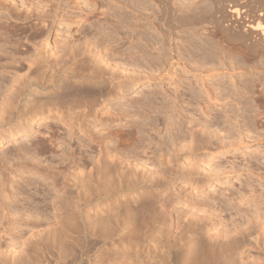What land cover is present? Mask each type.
<instances>
[{
	"label": "rangeland",
	"instance_id": "rangeland-1",
	"mask_svg": "<svg viewBox=\"0 0 264 264\" xmlns=\"http://www.w3.org/2000/svg\"><path fill=\"white\" fill-rule=\"evenodd\" d=\"M0 5V21L5 22L0 29V99L9 100L21 81L35 77L31 75L34 73L26 71L28 63L40 64L46 58L47 63L53 65L55 60L66 59L74 50L85 54V63L90 64L100 57L98 65L103 73L145 77L135 85L124 76L119 90L109 97L101 95L90 106L84 105L92 99L86 94L92 90L103 91L109 84H79L62 78L54 91L34 99L26 108L25 118L13 123L11 128L19 132L14 140L8 141L6 127L0 129V136L7 140L0 145V203L16 209L18 214L25 211L36 216L40 211L36 228L44 230L32 236L28 231L31 223L27 221L30 225L26 227L23 222L25 216L17 222L15 227H19L10 232V237L0 240V251L24 250L22 254L30 255L36 249L33 243L48 235L46 224L53 222L51 205L66 208L70 197L62 193L53 197L51 194L56 191L50 194L44 187L73 181L74 178H69L76 176L73 169L69 177L57 172L71 156L79 161L77 164L82 166L84 174L88 173L94 158L99 156L97 143L102 140L107 163L112 161L113 168L134 172L138 165L148 170L147 176L172 183L165 200L154 202L158 222H165L162 230L147 233L146 241L103 249L99 244L109 226H113L104 219L107 223L98 230L88 229L72 237L61 259L66 264L77 260L82 251L95 260L118 255L120 250H126L131 261L149 262L165 243L168 226L175 236L186 231L190 223H198L195 225L205 231L203 236H211L214 241L240 237L245 228L259 234L260 247L247 248L244 258L249 263L260 260L264 264V100L257 99L254 93L264 83V47L251 51L255 57L254 73L223 69L217 61L203 63L200 60L201 46L219 23L225 24V14L230 7L241 9L245 20L264 26V21L255 18L259 13L264 14V0H0ZM223 12L226 13L223 15ZM188 14L194 17L184 18ZM135 17L141 20L137 24ZM141 22L148 24L144 32L139 25ZM156 32L162 35V43L159 41L163 45H159L164 48L158 55L156 50H149L150 46L158 47ZM144 33L150 34L152 40L157 39L153 40L155 44L149 41L150 54L141 51L142 46L137 52L132 51L145 40L141 41L139 36ZM230 34L228 37L232 38L225 40L218 34L216 41L221 38L229 48L240 47L244 40ZM129 52L134 54L126 55ZM252 81L258 84L257 88H252ZM144 99L148 101L142 105ZM30 113L42 116L29 120ZM172 121L179 125L178 133L173 131ZM166 128L173 129L172 133H166ZM204 130L216 133L213 140L219 147H215L211 160L199 154L192 157L189 153V134L199 135ZM114 131L124 133L119 145L113 143ZM136 132L141 135L139 140ZM161 154L165 155L164 160ZM184 166L185 170H181ZM198 167L208 171L210 183L207 186L197 188L191 182L181 181L185 171ZM8 168L9 175L3 172ZM204 178H198L199 184ZM121 197L113 200L114 204L104 216L118 212L127 226L136 227L140 219L138 204ZM126 208L129 213L124 212ZM89 214L92 212L87 214L90 217L87 224L93 227V214ZM207 224L210 225L205 229ZM35 253L36 259H43L41 253ZM6 255L8 259L11 256L9 252Z\"/></svg>",
	"mask_w": 264,
	"mask_h": 264
},
{
	"label": "bare ground",
	"instance_id": "bare-ground-1",
	"mask_svg": "<svg viewBox=\"0 0 264 264\" xmlns=\"http://www.w3.org/2000/svg\"><path fill=\"white\" fill-rule=\"evenodd\" d=\"M224 13L226 12H223V15ZM192 15L193 14L191 15L188 14L183 16L184 18L187 19L189 17H194V15L193 16ZM223 15H221V17H223ZM242 15H244V13L241 9H239L238 7H230V9L227 10V14H225L226 17L224 19L225 24H223L222 22L219 23V26L217 28L218 30L215 27L216 32L215 31L213 33L211 32L212 33L211 37L210 34H208L209 38L207 39V41L204 42L205 39L202 38L203 42L206 44V47L204 46L205 44L203 46L200 45L202 47L201 49L197 43L198 45L197 47H199L202 50L200 56L202 57V59L200 58V60H202L201 62L215 63V61H217L220 64V67L223 69H231L232 71L247 70L250 73L255 72L253 70L254 63L252 62L255 59V57L253 56L251 51L252 49H256L258 47H264V26L260 25L259 23H254V21L245 20L246 18H243ZM142 16H140L141 18L139 17L141 20H142ZM227 18L229 20L226 22L225 20H227ZM255 18H257V20L264 21V14L259 13L255 15ZM140 19L136 18L137 20L136 24L139 22L138 20ZM221 21H223V19ZM4 23L5 22L0 21V29H1V25ZM146 23H149V25H151L150 22H147V20ZM146 23L139 24L142 25L143 32L147 29L146 27H148V24ZM139 29H141V26ZM149 31L152 30L148 29V32ZM148 32L146 31L145 33L148 34ZM145 33L143 34L144 36L139 35L142 37V39L141 37H138L141 39V41H143V39L145 40L142 42V44L141 42L138 43L139 45L140 44L141 45L140 46L138 45L139 46L138 48L135 49L133 48L134 50L132 51L137 52L139 48L143 47L141 51H144L145 53L148 51L150 54L149 50L152 49V50H156L155 52H157L156 54L151 50L154 53L152 54L158 55L159 54L158 51L160 52V50L163 51L162 49H164L162 48L163 46L161 47V45H163L161 44L162 43L161 38H163L161 37L162 35L156 32L157 34L156 37L158 41L157 39L155 40L156 37L153 40L157 41L158 47L155 48L156 46L154 45L155 47L154 46L153 47L155 49H153V47L151 48L150 46L151 43L149 44V41L152 40L151 37H149L150 34L146 35ZM230 33H233L234 35H236V37H240L239 39H243L244 42L242 41V45L243 43L245 45L246 43H248L247 46L243 47L241 45L242 47L240 46L234 48H229L228 46H225L223 44L224 43L223 40L221 41V38L224 40L231 39L232 37L231 38L230 36L228 37ZM218 34L221 35V38H219L220 41H218L219 39L216 41V38L220 37V36L218 37L216 36ZM186 39L187 38H185V40ZM153 40L150 41L152 42V44L154 43ZM159 40L161 41V43ZM185 42L186 41H184V43ZM187 42L190 41L187 40ZM193 42L194 40L192 41V43ZM166 43L167 45H170V43L168 42ZM148 45L150 46V48ZM183 46L185 45L183 44ZM243 48L246 50H244ZM192 49H194V47H192ZM141 51H139V54L142 53ZM132 53L129 52L126 55H131ZM161 54L162 52L160 53V56ZM143 56H145V54L142 55L141 58L142 61L145 60V59L143 60ZM61 58L55 60L56 62L54 63L55 66L54 64L50 65V63H47L48 61H46V58H44L40 64L38 63L39 65L28 63L26 67L27 69L26 71L27 72L29 71V73L30 72L34 73V74L30 73L31 75H35V77L30 76V78L34 77L33 80L30 78L28 79L26 78V80L21 81L17 92H15L13 97H11L9 100L0 99V129L4 127L7 128L6 130L8 131L7 132L8 134L6 137L9 138L8 141L11 142V140H14L17 133H19L14 126H13L14 128H11L13 123L17 120L19 121L20 119L25 118L26 108L33 103L34 99H36V97L43 98L47 93L54 91L57 88L58 83L61 81L62 78L72 79L79 84L92 83L95 86L101 83L109 84V87L103 89V91L92 90L91 92H88L86 95H88L92 99L91 101L90 100L87 102L85 101L84 105L86 106L92 105L94 101L98 100L99 97H102L101 95H108L109 97L114 91L119 90L123 84L122 79L126 78L124 76H127L128 77L127 79L131 80L132 84L135 85L142 81L140 79L142 76L140 78H138V76L135 78L133 77V75L131 77L129 74H126L123 75L122 77H117L115 74L103 73L98 65L100 62V57L99 60L94 61L90 64L85 63L86 62L85 54L76 50H74L70 55H68L66 59H61ZM130 60H134V59H130ZM138 61L139 60L135 62L138 63ZM67 65L70 68H68ZM36 66L37 68H35ZM32 68L34 69L32 70ZM126 69L127 68H124V72L128 73L129 70ZM47 72L49 73V76L47 75L48 74ZM255 74H257V72ZM256 84L257 83H255V81H252V88H257L258 84L257 85ZM263 85L264 83L262 84L261 89H258L254 92L257 94V99L259 100L261 99L264 100ZM146 101H148V99H144V103L142 105H144ZM146 104H148V102ZM37 115L40 117L42 116V114L30 113V117L28 119L29 120L34 119L38 117ZM171 124L174 125V130L171 129V131L173 130L176 133H178L180 130L178 127L179 125L176 124L174 121H172ZM165 131L167 133L170 130L166 128ZM135 134L137 135L139 134V132H136ZM114 135L115 136L113 137V143L117 145L121 144V140L124 138V133L117 134V132L114 131ZM215 135L216 133L209 132L206 130L201 131L199 135H196L194 133L189 134L188 147H189V153L193 155L192 157H196V155L199 154L200 156L208 160H211L215 156V151H214L215 147H219L218 144L213 140ZM172 136L174 138L173 134ZM137 137H139L138 138L139 140L141 138V135L139 134L137 135ZM5 141H7L5 140V136H0V145H3ZM218 142H221V139ZM97 146L100 148L98 152L99 156L94 158V162L91 161L94 163V165L92 166L91 170H89L88 173L84 174V172L82 171L84 169H81L82 166L80 168L79 167L80 165L77 164L78 160L76 161L75 158H73V156L70 155L71 157L68 159V163L65 166H61L62 168L59 169L60 171L58 170L57 172H59V174L61 175L64 174L65 176L67 175L69 177L70 175H73L71 173L69 174V171L73 169L74 170L73 172L76 173V176L74 175V177L73 176L69 177L70 179L71 177L74 178L73 181L69 180L70 183L62 182L60 184H55V185L48 184L49 186L46 185V187H44V189L46 188L47 191L49 190L48 192L50 194L52 191L54 192L56 191L55 194H51L53 195V197H55L57 193L70 195V197L67 199L68 203L66 204L67 205L66 208H61L60 205L55 206L52 203L53 205H51L52 206L51 209H53L52 215H54L52 218L54 219L52 223L46 224V230H47L46 232L48 235H46L45 238H42L40 242L35 241V243H33L34 246H36V249L33 250L32 253H30V255H25V253L22 254L23 252H25L24 250L6 251L5 249H1L0 264H28V262L31 263V261L32 262L37 261L40 264H66L64 260L61 259L63 258L62 256L66 253L67 248L70 246L71 244L70 241L72 240V237L79 233L82 232L84 233L88 229L98 230L99 228L104 226L105 223L104 219H106L109 223L112 222L111 225L113 224V226L112 228L109 226L108 228L109 230L107 229L108 231L106 237H104L101 243L99 244V248H103V249L109 248V246L126 247V246H130L134 242L146 241L148 238L147 233H149L150 235L157 229L162 230L163 227L162 224L165 222V220L160 219L161 221L158 222L157 220L158 215L155 214L154 212L155 210L154 202L156 200L157 202L161 200H165V197L167 196L169 190L171 189L170 187L172 186V183L170 182L162 183L161 181H157L153 179L152 176H147L146 173H149L148 170L138 165L135 166L137 170H135L134 172L133 171L122 172L117 170L116 166H114V168L116 167L114 170L113 166L111 165L112 161L108 159V161L111 162V163L108 162L109 165H111L113 168V170H110L112 168H110L111 166L108 165L107 156L104 154V146H105L104 141L102 140L98 141ZM161 157H163V160L165 159V155L162 156L161 154ZM170 160L171 157L167 159V162L169 163ZM66 162L67 161L65 160V163ZM185 168L186 166L181 167V170H185ZM9 169L10 168L5 169L3 170V172L9 175L11 173ZM57 172L52 171L53 174H57ZM207 173H208L207 169L202 167H198L196 169H188L187 171L184 172V176L181 179V181L182 182L188 181L193 183V185H195V187L197 188H199V186H201V188H204V186H207L210 183L209 177H207ZM200 176H203L205 178L199 184L198 178ZM44 189L43 191H45ZM119 196L127 197L131 200V202L138 204L137 211L139 213L140 219L137 221L136 227L127 226L125 224L123 215L119 214L118 212L115 213L108 212V215L106 217L104 216L107 213L106 211L111 207L112 204H114L113 200L116 199V197L119 198ZM36 206H37L36 208H38V204ZM22 208L24 207L22 206ZM15 210L16 209L12 208L11 206L7 207V204L5 203H0V240H2L4 237H10L11 236L10 232L13 229L17 230V228L19 227V226L15 227V225H17V222H21L22 220H24L25 216H26L25 218L26 221L24 220L23 222L26 225V227L30 225L28 223H31V226L28 231L31 233L32 236L38 235L40 232L44 231L42 228H41L42 230L36 228L38 226L36 223H38L39 222L38 220H40L39 219L40 213H38L40 211L36 213V216H34V213L31 212L26 213L24 211L26 214L24 215V217H21L23 216L21 214L24 212H22L21 214L19 212L18 214L15 213ZM124 210L125 213L130 212L129 210H127V208ZM90 211L93 214V215L91 214L92 215L91 221H94L93 225L91 224L93 227H90L89 223H88L89 225L87 224V222H89L88 218H90L88 217L87 214ZM34 220H36V222H31ZM27 221L28 223H26ZM9 222H12L11 226ZM155 223H157L158 225L156 226ZM195 224L193 223L188 224L186 231L181 232L180 234L175 236H172L168 226V231H167L168 237L165 243L160 248H158L156 257L150 260L149 262L131 261L130 257L127 256L126 250H120L118 255L116 254L112 256H107L106 258L100 257L99 259H95V260H91L90 257L86 255L84 251H82L80 253L79 258L75 260L72 264H262L260 260H256L255 262L249 263L244 258L245 250L247 248L260 247L259 234L248 231V229L245 228L242 230L243 233L240 237H232V238L226 237L220 239L219 241H214V239L211 238V236H206L208 238H205L203 236L205 231L202 232L201 230L202 228ZM209 225L210 224L205 225L204 228L207 229ZM194 227H196V229H194ZM8 252L9 254H11L9 259L8 257H6L7 256L6 254ZM35 252L41 253L42 254L41 257L43 259L41 260L36 259L37 257ZM60 260L63 262H60Z\"/></svg>",
	"mask_w": 264,
	"mask_h": 264
}]
</instances>
